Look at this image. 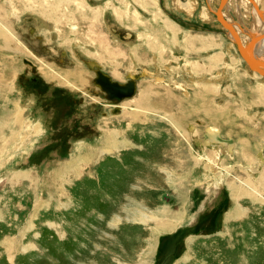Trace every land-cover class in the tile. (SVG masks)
<instances>
[{"label": "rangeland", "instance_id": "obj_1", "mask_svg": "<svg viewBox=\"0 0 264 264\" xmlns=\"http://www.w3.org/2000/svg\"><path fill=\"white\" fill-rule=\"evenodd\" d=\"M219 2L0 0V264H264V79ZM252 8L223 12L244 44ZM90 62L142 105L106 100Z\"/></svg>", "mask_w": 264, "mask_h": 264}, {"label": "water", "instance_id": "obj_2", "mask_svg": "<svg viewBox=\"0 0 264 264\" xmlns=\"http://www.w3.org/2000/svg\"><path fill=\"white\" fill-rule=\"evenodd\" d=\"M252 4H254L253 0H250ZM228 0H220L219 9L215 13V16L221 26L225 29L224 33L236 47L237 51L247 63L249 68L252 71H257L261 75H264V60H261L254 54V49L257 46V43L264 39V33L254 32L255 35H251L248 31L249 40L246 41L245 46L243 45V41L241 39L240 33L237 30L236 26L231 22L226 21L221 13V10L224 9ZM255 6V5H254ZM251 35V36H250ZM26 64H30L25 61ZM31 65V64H30ZM97 77L95 79V84L100 86L101 89L105 92L106 100L112 103H121L126 99L132 98L136 93L137 84L134 80H129L127 83H118L112 81L109 75L98 70Z\"/></svg>", "mask_w": 264, "mask_h": 264}, {"label": "bare ground", "instance_id": "obj_3", "mask_svg": "<svg viewBox=\"0 0 264 264\" xmlns=\"http://www.w3.org/2000/svg\"><path fill=\"white\" fill-rule=\"evenodd\" d=\"M229 1V0H228ZM254 1V0H253ZM220 3V2H219ZM227 4L228 3H226V6H224V9L223 10H221V13H222V16H223V12H224V10H225V8L227 7ZM210 5V4H209ZM253 6H254V8L258 11L257 13H258V16H260V17H262V14H261V12L262 11H260L259 10V6L256 4V2L254 1V4H252ZM218 7H219V5H218ZM217 7V10L216 11H214L215 13L218 11V8ZM264 11V10H263ZM223 18L226 20V21H228V22H231L232 24H234V26H236V28H237V30L239 31V33H241V29L239 28V26H237L236 25V23H234L233 21H229V20H227L224 16H223ZM263 20V19H262ZM218 21V20H217ZM261 29V28H260ZM263 29H264V27H263ZM1 31V30H0ZM6 31V30H5ZM254 32H257V33H264V32H260V31H255V30H250L249 31V33L253 36V35H255V33ZM3 33H4V31H3ZM8 33V32H7ZM2 34V31L0 32V35ZM250 35V36H251ZM2 36H3V38L5 37V39H4V41H6V36H7V41H9V40H12V38L8 35V34H6V33H4V34H2ZM12 36V35H11ZM243 36V35H242ZM14 38V37H13ZM242 38V37H241ZM6 41V42H7ZM245 44H246V42H245ZM245 44L243 43V45L245 46ZM263 44H264V39H262V41H260V42H258L257 43V46L255 47V49H254V54H256L257 55V57L258 58H260L261 60H264V58L263 57H261L259 54H260V50L258 51V49L261 47V46H263ZM5 46H6V44H5ZM3 49V48H2ZM6 49H8V48H6ZM6 49H4V51L6 50ZM264 50V49H263ZM256 52H258V54L256 53ZM262 54V53H261ZM241 56V55H240ZM242 58V57H241ZM243 59V58H242ZM244 60V59H243ZM25 61H27V62H29L28 60H25ZM25 61H24V64L25 65H27L31 70H32V72L34 73V74H37L38 72H37V69H36V67L31 63V62H29L30 64H26L25 63ZM246 63V62H245ZM247 64V63H246ZM94 66H95V69H94ZM248 66V65H247ZM87 67H88V69H90V71H93L94 73H95V75H96V77H97V71L98 70H100V67L98 66V65H96V64H94V63H92V62H90V63H87ZM249 67V66H248ZM250 69V68H249ZM251 70V69H250ZM101 71V70H100ZM252 71V70H251ZM102 72V71H101ZM253 73H256V74H258V75H260V76H262V77H264V75H261L259 72H257V71H252ZM104 73V72H103ZM69 75V77H71L72 79L74 78L75 80H81L77 75V73L75 74H68ZM71 75V76H70ZM136 75H134V76H132V77H135ZM49 77V79H52L53 80V78L55 79V78H57L56 76L54 77V76H52V74L50 75V76H48ZM68 77V78H69ZM59 80H61V81H64L65 83H70V85H72L73 83H72V81L69 79H66V78H64V79H60L59 78ZM132 80H134V81H136V78H132ZM63 82V83H64ZM81 82L83 83V85H86V83L88 82V79H86V78H83L82 80H81ZM136 84H137V82H136ZM94 85L100 90V91H102L103 93H104V95H106L105 94V92L101 89V87L100 86H98V85H96L95 84V80H94ZM136 92H137V88H136ZM135 95H136V93H135ZM135 95L132 97V98H134L135 97ZM143 97V96H142ZM132 98H130V99H132ZM144 98V97H143ZM130 99H126V100H130ZM125 101V100H124ZM134 104H135V106H137V105H142L141 104V100L139 99V97H136V98H134ZM123 102V101H122ZM113 104H116V103H113ZM117 104H119V103H117ZM8 116V115H7ZM4 117H6V116H4ZM20 115L19 114H13V118H12V122H14V123H19V122H21V119H20ZM19 121V122H18ZM8 122V121H7ZM170 122V121H169ZM175 123V122H174ZM10 124V123H9ZM2 125H4V124H2ZM177 129V128H176ZM182 131V130H181ZM215 130H211L210 131V133L211 132H214ZM13 133V132H12ZM11 133V134H12ZM213 135H211V137H212ZM1 139V138H0ZM217 139H219V137H216L215 136V140L217 141ZM214 140V141H215ZM9 140H8V138H6V137H4V138H2V142H3V145H4V143H7ZM210 142H211V140H210ZM214 143V142H213ZM123 144H124V142H123ZM222 144H224L225 145V147L224 148H226V146H227V149H228V147H230L228 150H231V149H233L231 146V144L232 143H230V142H223ZM3 147V146H2ZM235 148V147H234ZM246 150V149H245ZM247 151V150H246ZM239 155V154H238ZM70 176V175H69ZM172 220H173V218H172ZM170 221V220H169ZM168 222V221H167ZM168 223H170L171 224V222H168ZM169 224V225H170ZM174 226V225H173ZM169 228V227H168ZM169 230V229H168Z\"/></svg>", "mask_w": 264, "mask_h": 264}, {"label": "crops", "instance_id": "obj_4", "mask_svg": "<svg viewBox=\"0 0 264 264\" xmlns=\"http://www.w3.org/2000/svg\"><path fill=\"white\" fill-rule=\"evenodd\" d=\"M255 2H256V0H254ZM135 2H138V3H142V5H144L143 4V0H139V1H137V0H134V3ZM145 2V5L147 4L146 2L147 1H144ZM150 2V1H149ZM157 2L158 3H160L161 2V0H157ZM154 4V3H153ZM155 5V4H154ZM158 5V4H157ZM252 7V6H251ZM253 8H254V6H253ZM253 8H252V13H253ZM217 9V8H216ZM254 14V13H253ZM160 17V16H159ZM133 18H134V15H133ZM135 19V18H134ZM160 19V21L161 22H163V24H164V27L165 28H168L170 31H171V36H172V38L170 39V40H173V37H177L178 35H182V32H180V31H176L177 29L176 28H174V25L175 24H173V22H169V20L168 19H165V18H162V17H160L159 18ZM168 20V21H167ZM160 35H161V33H159ZM174 36H173V35ZM167 36H169V34H167ZM187 37H186V39L188 40V35H186ZM190 38V40H191V38L193 39V42H196V41H198V39H197V37H189ZM170 40H169V42H170ZM196 40V41H195ZM200 40V42H202L201 44H203V45H205V43H204V38H200L199 39ZM157 41V40H156ZM151 45V47L150 48H158L157 46H158V43L156 42L155 43V41H154V44L153 43H151L150 44ZM152 51V50H151ZM197 51V55L198 54H201V50H200V48L199 49H197L196 50ZM137 52V51H136ZM214 58H216V57H214ZM213 64H214V61L212 62ZM189 66L188 67H190V68H193V74H197L198 72V70H199V64L198 63H195V64H188ZM211 69H213V66H209ZM195 69V70H194ZM198 69V70H197ZM204 71V70H203ZM205 72V71H204ZM206 73V72H205ZM205 73H203V74H205ZM209 73V72H208ZM108 75V74H107ZM110 76V75H109ZM203 76V75H202ZM111 77V76H110ZM112 79H113V77H111ZM198 78H199V76H198ZM263 79H264V77H262ZM114 80V79H113ZM115 81V80H114ZM118 83H120V82H118ZM121 84H123V83H121Z\"/></svg>", "mask_w": 264, "mask_h": 264}, {"label": "flooded vegetation", "instance_id": "obj_5", "mask_svg": "<svg viewBox=\"0 0 264 264\" xmlns=\"http://www.w3.org/2000/svg\"><path fill=\"white\" fill-rule=\"evenodd\" d=\"M263 5V4H262ZM261 10L263 11L264 9L261 7ZM224 14H225V11H224ZM217 19V18H216ZM263 19V20H262ZM259 21H261V23H263V25H264V13L262 14V17H260L259 16ZM255 24H256V22L253 24V26L251 27L252 28V30H255V31H257L254 27H255ZM260 32H264V29L262 30V31H260ZM103 72V71H102ZM111 78V77H110ZM112 79V78H111ZM112 81H113V79H112ZM116 82V81H115ZM128 82V81H127ZM137 86H138V84H137ZM104 97H105V95H104Z\"/></svg>", "mask_w": 264, "mask_h": 264}, {"label": "trees", "instance_id": "obj_6", "mask_svg": "<svg viewBox=\"0 0 264 264\" xmlns=\"http://www.w3.org/2000/svg\"><path fill=\"white\" fill-rule=\"evenodd\" d=\"M204 223H205V221H204ZM206 224V223H205Z\"/></svg>", "mask_w": 264, "mask_h": 264}]
</instances>
